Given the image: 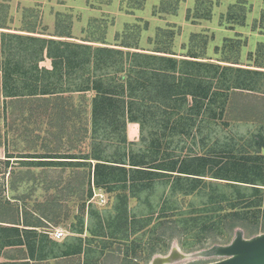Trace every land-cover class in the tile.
I'll list each match as a JSON object with an SVG mask.
<instances>
[{
  "label": "trees",
  "instance_id": "obj_1",
  "mask_svg": "<svg viewBox=\"0 0 264 264\" xmlns=\"http://www.w3.org/2000/svg\"><path fill=\"white\" fill-rule=\"evenodd\" d=\"M205 12L202 18L210 16ZM54 37L0 31L3 95L13 102L56 100L59 115L58 100L91 94L84 107L75 103L87 108L84 114L91 118L89 150L9 154L7 162L16 159L29 168L83 167L90 171L87 202L94 189L115 195L110 210L89 206V217L95 221L88 231L91 239L78 237L74 247L67 241L56 243L55 258L84 254V264H99L105 251L120 244L129 259L125 264H139L140 253L148 261L167 252L169 241L177 237L186 240L183 246L189 249L210 235H215V243L230 239L239 223L261 224L264 231V156L219 149L212 157L210 148L207 155L178 153L186 148L185 138L201 135L204 123L215 122V114L224 117L230 91H264V71L217 64L195 48L179 55L128 43L115 48ZM48 59L50 69L41 66ZM128 123L139 124L141 134L147 135L138 152L127 138ZM64 135L55 132L57 146ZM114 143L117 150L107 154ZM131 200L138 203L136 209L130 207ZM41 214L51 219L54 208ZM79 224L75 234L82 235L84 218ZM56 247L63 249L61 254Z\"/></svg>",
  "mask_w": 264,
  "mask_h": 264
},
{
  "label": "rangeland",
  "instance_id": "obj_2",
  "mask_svg": "<svg viewBox=\"0 0 264 264\" xmlns=\"http://www.w3.org/2000/svg\"><path fill=\"white\" fill-rule=\"evenodd\" d=\"M205 11H209L210 16L202 18L201 14L206 13ZM263 16L264 0H0V31L3 32L47 38L64 35L70 37L63 40L86 42L94 46H103L104 43L115 48L128 43L127 45L147 51L167 49L166 51L179 55H189L190 48H195L201 53L199 55L210 58L211 62L242 68L259 67L258 70L264 68ZM170 33L173 38L169 37ZM41 66L51 67V60L41 63ZM2 77L0 71V79ZM246 96L239 97L234 93L225 117L211 124L204 123L201 135L196 133L195 138H185L187 149L178 150V153L207 155L212 147L234 154L243 153L246 149L247 153H252L255 148L249 149L246 144H242L241 137L249 139L258 125L264 124V119L261 114L258 118L238 110V102L253 101L251 94ZM70 97L58 100L59 115H55L56 100L50 103L38 99L12 102L9 108L12 113L5 115V125L7 128L9 126L8 130L11 132L7 143V150H10L11 155L19 156L24 153L27 156L46 154L49 151L79 154L89 150L92 142L91 118L84 114L88 109L84 110L81 106L79 108L77 104L83 107L84 104L87 105L86 98L89 101L91 94H84V98L79 94L74 98ZM74 109H79V114ZM260 109L264 114V104L260 105ZM2 111L0 106V119ZM57 119H61L62 123L59 124ZM60 131H64L65 139L61 146H57L60 142L56 137L59 135L55 136V132ZM136 134L135 140L128 138L129 142L135 143L131 147L134 152L145 147L143 138L147 136L141 134L139 127ZM109 145L112 147H107V154L117 150L116 143ZM14 161L13 163H19L16 159ZM13 167L15 169L10 170L13 179L10 188L16 189L25 197L29 209L41 213L42 210L44 212L45 209L54 208L55 214H51V219H44L49 224L62 226L69 243L78 237L85 241L91 239L88 231L95 225V221L89 217L90 205L103 212L110 210L114 204L115 195L111 196L106 192H102L106 196L104 204H100V198L96 197L95 192L94 197L86 201L90 185V171L86 168L48 167L24 170L22 167L25 166L22 164ZM8 171L4 167L0 169L1 174ZM23 172L26 173L27 184H15L19 176L23 177ZM1 177L6 179V176ZM53 202L55 205L50 208L49 204ZM137 205L135 200L130 201L132 209H136ZM82 218L84 233L75 234V228H81L79 220ZM260 225L239 223L230 239L220 238V242L215 243V235H210L209 240L189 249L183 246V242H186L183 238L177 237L171 241L167 239L170 242L167 252L154 254L148 261H144L146 256L140 253L138 263L153 264L154 259L167 258L174 248L185 256L175 260L165 259L160 264L214 263L224 258L212 253L213 248L231 244L240 233L245 239L264 234ZM251 230L258 234L252 235ZM171 232L169 228L167 235ZM160 233L163 235V230ZM92 246L97 247V243ZM114 247L105 251L99 264L127 263L129 259L124 254V248L120 244H115ZM83 260L81 255H75L67 259L55 258V264H82Z\"/></svg>",
  "mask_w": 264,
  "mask_h": 264
},
{
  "label": "crops",
  "instance_id": "obj_3",
  "mask_svg": "<svg viewBox=\"0 0 264 264\" xmlns=\"http://www.w3.org/2000/svg\"><path fill=\"white\" fill-rule=\"evenodd\" d=\"M46 68L50 69L51 67L46 66ZM246 68L257 70V68L254 67ZM261 71H264V68ZM234 93H236V95L239 97H247L246 95L251 94L252 96H250V98H253V101H247L243 103L242 101L238 102V110L245 112V115L252 114L258 118H260L262 115L261 118L264 119V114L260 109V105L264 104V91L252 92L245 90H232L228 94L229 96L227 106L230 105ZM13 101L14 100L10 98L7 99L4 97L1 78L0 106L3 111L0 119V162L3 163H0V169L2 170V167H4L5 170L9 171L3 174L0 173V264H55V244H62L64 241L68 240L66 231L62 228V226L49 224L47 221H45L43 215L38 213V211L27 208V200L24 199L25 197H22L20 192H18L16 189L14 190V188H10L13 181L10 170L15 169L13 166L21 164L13 163L15 162L14 159H12L11 162H7L8 158L6 157L7 152L8 154H11L10 150H7V145H9L7 143L11 138V132L8 130L9 126L7 128L5 125V115L6 113H12V110L10 111L9 108ZM215 116L216 117L213 116L212 121L221 120L219 112L215 114ZM137 127L140 128L139 124L137 123L128 124L129 140H135L137 136ZM6 130H8V132ZM241 138L243 141L242 144H246L248 147H250L249 149H255L252 153H247L246 149L243 151V153L238 155L248 154L264 156V124L258 125L257 130L250 135L249 139L244 140L243 137ZM258 145L261 148L257 149L256 147H258ZM210 150V155H212V157H215V154L219 151V149H216V147H212ZM93 164H95V162ZM8 165L9 167H7ZM18 169L31 170L32 168L25 166L22 167V169H20V167ZM33 169L37 170L38 168ZM1 176H6V179L2 178ZM15 182V184L18 185H22L21 182L23 184H27L26 173H24L22 178L19 176ZM94 192L96 195H98L103 194L102 192L104 191L101 189H95ZM3 196H5V198H3ZM58 230H62L65 233V236L62 238L56 237L55 232ZM76 244V240L70 243L71 247L76 246ZM56 248L59 249V254H61L63 249L61 247ZM81 256L82 259L85 258L84 254ZM57 259H67V257H59ZM84 261L85 259L83 260L82 264H84Z\"/></svg>",
  "mask_w": 264,
  "mask_h": 264
},
{
  "label": "water",
  "instance_id": "obj_4",
  "mask_svg": "<svg viewBox=\"0 0 264 264\" xmlns=\"http://www.w3.org/2000/svg\"><path fill=\"white\" fill-rule=\"evenodd\" d=\"M224 259L210 264H264V234L245 239L241 233L227 246H218L211 251ZM185 255L179 249H172L167 258L154 259L153 264L163 260H175Z\"/></svg>",
  "mask_w": 264,
  "mask_h": 264
},
{
  "label": "built area",
  "instance_id": "obj_5",
  "mask_svg": "<svg viewBox=\"0 0 264 264\" xmlns=\"http://www.w3.org/2000/svg\"><path fill=\"white\" fill-rule=\"evenodd\" d=\"M96 197L100 198V204H104L106 202L104 194H98ZM56 237L62 238L65 236V233L62 230H58L55 232Z\"/></svg>",
  "mask_w": 264,
  "mask_h": 264
}]
</instances>
